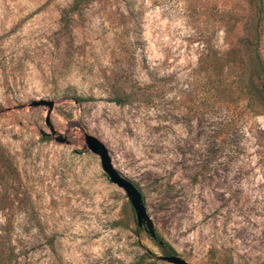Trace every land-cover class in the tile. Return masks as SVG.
I'll return each instance as SVG.
<instances>
[{
  "label": "rangeland",
  "instance_id": "374dc122",
  "mask_svg": "<svg viewBox=\"0 0 264 264\" xmlns=\"http://www.w3.org/2000/svg\"><path fill=\"white\" fill-rule=\"evenodd\" d=\"M72 1L0 0V264H261L264 0Z\"/></svg>",
  "mask_w": 264,
  "mask_h": 264
},
{
  "label": "water",
  "instance_id": "95a60500",
  "mask_svg": "<svg viewBox=\"0 0 264 264\" xmlns=\"http://www.w3.org/2000/svg\"><path fill=\"white\" fill-rule=\"evenodd\" d=\"M30 107H46L47 115L45 117V125L49 128L50 133L54 134L53 127L50 123V113L53 109V101L51 100H36L32 101L29 105ZM47 133H42V136H48ZM57 142L64 143L65 139L63 137H58ZM85 146L94 155L98 156L100 160V165L102 171L108 177L110 183L121 189L134 212L136 227L142 231L152 240H157V233L155 231L154 224L147 214L143 197L139 189L129 180L121 176L113 167L111 158L108 154L105 146L98 141L96 138L86 135L85 136ZM158 246H162V242H157ZM159 260L166 262L168 264H189L184 259L177 255H160Z\"/></svg>",
  "mask_w": 264,
  "mask_h": 264
},
{
  "label": "trees",
  "instance_id": "16d2710c",
  "mask_svg": "<svg viewBox=\"0 0 264 264\" xmlns=\"http://www.w3.org/2000/svg\"><path fill=\"white\" fill-rule=\"evenodd\" d=\"M89 0H73L72 5L69 9V12H78L80 9L85 5L86 2ZM261 8V6H260ZM253 61L255 64L256 69L258 70L257 77H258V86H257V91L264 101V60L261 58L260 53L257 48L254 49L253 52ZM139 229H137L138 231ZM159 241L162 242L161 248H166L167 254L168 255H176L174 249L170 246H168L164 241L158 239ZM153 258H156L155 260H159L158 257H154L153 254L147 253V254H142L139 258V263L136 264H141L144 263L148 260H152ZM264 264V261L261 263Z\"/></svg>",
  "mask_w": 264,
  "mask_h": 264
}]
</instances>
